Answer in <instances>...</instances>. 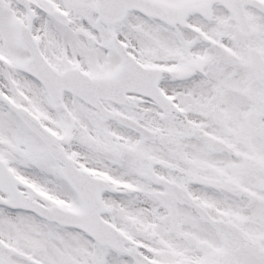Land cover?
Here are the masks:
<instances>
[{
	"label": "snow or ice",
	"instance_id": "snow-or-ice-1",
	"mask_svg": "<svg viewBox=\"0 0 264 264\" xmlns=\"http://www.w3.org/2000/svg\"><path fill=\"white\" fill-rule=\"evenodd\" d=\"M0 264H264V0H0Z\"/></svg>",
	"mask_w": 264,
	"mask_h": 264
}]
</instances>
